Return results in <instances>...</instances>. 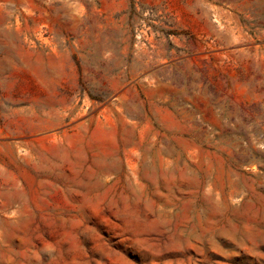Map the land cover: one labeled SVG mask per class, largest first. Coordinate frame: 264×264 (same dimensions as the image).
<instances>
[{"label":"rangeland","instance_id":"obj_1","mask_svg":"<svg viewBox=\"0 0 264 264\" xmlns=\"http://www.w3.org/2000/svg\"><path fill=\"white\" fill-rule=\"evenodd\" d=\"M0 264H264V0H0Z\"/></svg>","mask_w":264,"mask_h":264}]
</instances>
